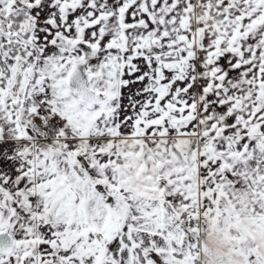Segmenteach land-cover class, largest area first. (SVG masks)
<instances>
[{
    "label": "snow or ice",
    "instance_id": "obj_1",
    "mask_svg": "<svg viewBox=\"0 0 264 264\" xmlns=\"http://www.w3.org/2000/svg\"><path fill=\"white\" fill-rule=\"evenodd\" d=\"M0 264H264V0H0Z\"/></svg>",
    "mask_w": 264,
    "mask_h": 264
}]
</instances>
